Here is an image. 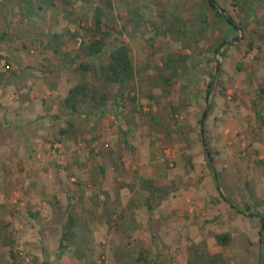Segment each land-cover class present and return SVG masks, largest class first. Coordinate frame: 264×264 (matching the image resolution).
Returning a JSON list of instances; mask_svg holds the SVG:
<instances>
[{"label": "rangeland", "instance_id": "obj_1", "mask_svg": "<svg viewBox=\"0 0 264 264\" xmlns=\"http://www.w3.org/2000/svg\"><path fill=\"white\" fill-rule=\"evenodd\" d=\"M207 1L0 0V71L4 56L15 75L0 87V264H137L143 248L188 264V248L202 242L227 264H264L260 220L245 215L248 205L264 220V0H215L241 31ZM96 12L108 50H130L136 80L119 109L109 104L88 121L70 116L63 100L94 80L76 54L93 38ZM143 171L194 193L186 209L148 213L139 204ZM159 211L166 221L157 228ZM73 212L89 232L87 261L68 247L59 253ZM221 234L229 247L217 245Z\"/></svg>", "mask_w": 264, "mask_h": 264}, {"label": "trees", "instance_id": "obj_2", "mask_svg": "<svg viewBox=\"0 0 264 264\" xmlns=\"http://www.w3.org/2000/svg\"><path fill=\"white\" fill-rule=\"evenodd\" d=\"M245 3V2H243ZM210 13L224 24L232 27L235 31H241L235 21L229 17L226 11L219 7L215 0H208ZM238 7V6H237ZM93 38L86 42L82 40L77 48L76 58L82 60L79 64V70L87 75L92 74L93 81H82L74 85L67 93L63 100L64 109L72 117L84 118L92 121L95 117L106 114V107L109 104L121 107L122 97L128 95L129 91L134 85L136 80L135 66L130 50L126 46H120L115 49L108 50L109 48V35L103 31V22L101 14L95 13L93 25ZM58 36H52V42H55ZM60 58L68 57V54L61 55L58 50L54 51ZM105 58V59H103ZM1 59V58H0ZM96 59H103V62L96 66H90V62ZM73 63V62H72ZM221 72L220 67L215 68V75L211 76L214 81L216 76ZM4 75L0 73V85ZM212 82L208 85L206 90V102L210 103V96L212 90ZM115 86L117 88L116 94H112L110 88ZM129 101L134 103L135 98H130ZM207 118V112L203 114L201 125H204V119ZM69 133L68 130L60 131V136H65ZM126 135L125 133H122ZM203 147L208 159V165H212L211 154L208 150L206 142H203ZM264 165V163H263ZM216 188L218 191L219 185L217 178H214ZM157 192L156 188L152 189V194ZM225 200V199H224ZM232 210L236 208L231 204L230 200L224 201ZM149 209H151L149 205ZM245 215L248 218L260 220L261 232H264V220L259 214L252 212L250 206H246ZM237 210V209H236ZM239 213L244 212L237 210ZM86 223L82 221L76 213H68L65 225L62 231V236L59 242V253L62 254L64 249L71 248L73 251L74 261L81 262L87 261L88 252L90 251V236L88 235ZM217 245L221 247H229L232 239L228 234H221L215 236ZM11 245V240L4 243L8 247ZM188 264H227L222 255H211L209 253L207 244L202 242L200 244L192 245L187 250ZM14 260V257H12ZM137 264H167L163 257H152V254L147 249H142L138 253L136 260Z\"/></svg>", "mask_w": 264, "mask_h": 264}, {"label": "crops", "instance_id": "obj_3", "mask_svg": "<svg viewBox=\"0 0 264 264\" xmlns=\"http://www.w3.org/2000/svg\"><path fill=\"white\" fill-rule=\"evenodd\" d=\"M6 35H7L6 32L2 33L3 37H5ZM1 39H2V37L0 36V40ZM1 57H3L7 61V64H6L5 72L0 71V73L4 75V79L2 80L0 87L3 85L8 86L9 82H11L12 78L15 77V75L12 74L13 70L11 68L10 63L8 62L7 57H4V56H1ZM205 99H206V96H205ZM205 102H206V100H205ZM210 103H211V96H210ZM210 103H208V105H210ZM4 123H5V117L3 115L2 124H4ZM121 136L126 137L127 135L121 134ZM124 145H125V147H129L128 142L125 140H124ZM0 153H3V152L0 151ZM16 154H17V152L12 151L8 155L9 157H13V163H16V161H15V155ZM12 165L13 164H10V166H12ZM28 166H29L28 163H25L24 169H25V171H27V173L29 170ZM135 174H136V172H135ZM157 175H158L157 173L150 172V171L149 172L148 171L141 172L140 178L138 177L140 180V193L146 197L142 198V195H141V200H139V204L144 206L148 213H152V212L154 213L156 211V209H165L166 211L168 209H170L169 212L173 213L172 211H174L173 210L174 208L177 209L175 211H178V209H179L178 205L182 206L180 209H183V210L186 209V208H184L185 205L182 202V200H184V201L190 200L191 195H195V194L194 193H188L186 188L178 185L173 178L168 177L166 175H164V178H161ZM6 180L10 181L11 179H6ZM153 188L157 189V192H155L154 194H152ZM198 188H199V186L195 185L194 189H193L194 192L197 191ZM197 195L200 196V194H197ZM149 205H150L151 209H149ZM171 207L173 209H171ZM166 211H164V212L159 211V214L161 215L160 216L161 219L158 218V216H157V218H156L157 219L156 220L157 221L156 222L157 228H158L159 224L161 223V221H166V214H165ZM128 212L126 211L127 215H128Z\"/></svg>", "mask_w": 264, "mask_h": 264}]
</instances>
